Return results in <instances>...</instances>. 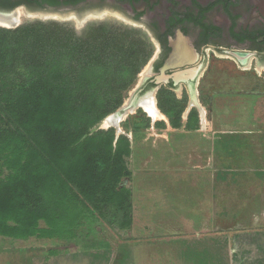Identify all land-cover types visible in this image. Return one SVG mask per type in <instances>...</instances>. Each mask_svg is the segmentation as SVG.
<instances>
[{"label":"rangeland","instance_id":"374dc122","mask_svg":"<svg viewBox=\"0 0 264 264\" xmlns=\"http://www.w3.org/2000/svg\"><path fill=\"white\" fill-rule=\"evenodd\" d=\"M71 15L18 18L16 25L0 29L55 27L86 39L89 30L119 27L112 20L91 19L78 27ZM231 70L226 64L217 75L224 85L236 81ZM148 73L145 64L116 110L136 91L143 93ZM149 106L128 112L118 129L104 124L106 116L92 126L93 131L113 129V149L119 136L126 137L129 154L111 180L109 197L102 203L92 199L90 221L95 222L75 232L79 244L41 234H0V264H264V126L216 125L202 111L189 128L183 110L181 127L172 128L158 108ZM235 114L226 111L222 118ZM68 172L82 184L76 170ZM200 240H207V247Z\"/></svg>","mask_w":264,"mask_h":264},{"label":"trees","instance_id":"16d2710c","mask_svg":"<svg viewBox=\"0 0 264 264\" xmlns=\"http://www.w3.org/2000/svg\"><path fill=\"white\" fill-rule=\"evenodd\" d=\"M88 32L79 39L55 27L0 29V234L79 244L75 232L95 222L92 199L104 202L124 169L127 138L113 149L112 128H91L122 104L149 53L130 33ZM157 99L170 126L181 127L182 105L162 91ZM192 119L194 111L189 128Z\"/></svg>","mask_w":264,"mask_h":264},{"label":"flooded vegetation","instance_id":"af4514ba","mask_svg":"<svg viewBox=\"0 0 264 264\" xmlns=\"http://www.w3.org/2000/svg\"><path fill=\"white\" fill-rule=\"evenodd\" d=\"M70 13L78 27L89 19L112 20L144 44L149 76L139 96L150 108H158L162 91L188 110L187 121L191 112L205 111L216 125L264 126V0H0V16L12 15L10 26L20 19L64 20ZM226 64L233 86L217 77ZM226 111L237 114L224 120Z\"/></svg>","mask_w":264,"mask_h":264},{"label":"water","instance_id":"95a60500","mask_svg":"<svg viewBox=\"0 0 264 264\" xmlns=\"http://www.w3.org/2000/svg\"><path fill=\"white\" fill-rule=\"evenodd\" d=\"M172 63V58L168 59L164 63L161 72L163 73L164 71L168 70L172 66ZM159 80L161 79H158L157 82H159ZM138 91L131 95L129 101L125 105L121 106L118 110H116L114 113L108 115L105 118L104 123L107 124V126H111L115 129H118V124L123 118V116H125L128 112L133 111L139 107V101H141L143 97L139 96L140 91ZM149 94L152 95V93Z\"/></svg>","mask_w":264,"mask_h":264},{"label":"bare ground","instance_id":"6f19581e","mask_svg":"<svg viewBox=\"0 0 264 264\" xmlns=\"http://www.w3.org/2000/svg\"><path fill=\"white\" fill-rule=\"evenodd\" d=\"M15 15H17V14H15ZM12 16V15H11ZM11 16H6V15H3V16H0V25H3V26H9L10 25V18H11ZM17 17H16V22H17ZM148 97H151V95L149 94V96ZM143 99L144 98H142L141 100H142V102H144V104H142L141 106H142V108H146L147 109V106H148V103H149V101H143ZM151 99H152V97H151ZM152 102V101H151ZM151 102H150V104H151ZM152 105V104H151ZM152 107H153V105H152ZM159 116V115H158ZM105 124V123H104ZM106 126H107V124H105Z\"/></svg>","mask_w":264,"mask_h":264},{"label":"crops","instance_id":"0c3cea01","mask_svg":"<svg viewBox=\"0 0 264 264\" xmlns=\"http://www.w3.org/2000/svg\"><path fill=\"white\" fill-rule=\"evenodd\" d=\"M203 239V238H202ZM206 239V238H205ZM200 243H199V245L200 246H205V247H207V240H200L199 241ZM192 245V244H191Z\"/></svg>","mask_w":264,"mask_h":264}]
</instances>
